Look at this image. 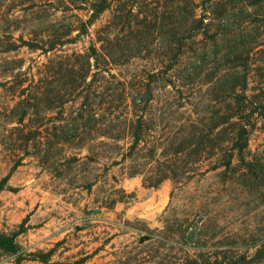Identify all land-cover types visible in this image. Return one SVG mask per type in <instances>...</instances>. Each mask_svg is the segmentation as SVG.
<instances>
[{"label":"rangeland","instance_id":"374dc122","mask_svg":"<svg viewBox=\"0 0 264 264\" xmlns=\"http://www.w3.org/2000/svg\"><path fill=\"white\" fill-rule=\"evenodd\" d=\"M0 264H264V0H0Z\"/></svg>","mask_w":264,"mask_h":264},{"label":"trees","instance_id":"16d2710c","mask_svg":"<svg viewBox=\"0 0 264 264\" xmlns=\"http://www.w3.org/2000/svg\"><path fill=\"white\" fill-rule=\"evenodd\" d=\"M0 248L8 252H13L15 250L10 239L4 236H0ZM256 252L257 258L260 259L264 256V247L259 248Z\"/></svg>","mask_w":264,"mask_h":264}]
</instances>
